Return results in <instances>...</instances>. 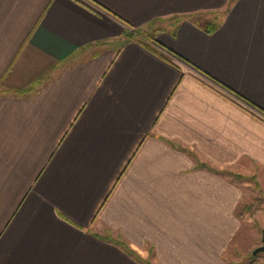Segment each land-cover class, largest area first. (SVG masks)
Returning <instances> with one entry per match:
<instances>
[{
    "label": "crops",
    "instance_id": "obj_1",
    "mask_svg": "<svg viewBox=\"0 0 264 264\" xmlns=\"http://www.w3.org/2000/svg\"><path fill=\"white\" fill-rule=\"evenodd\" d=\"M250 177L264 0H0V264L240 263Z\"/></svg>",
    "mask_w": 264,
    "mask_h": 264
},
{
    "label": "rangeland",
    "instance_id": "obj_2",
    "mask_svg": "<svg viewBox=\"0 0 264 264\" xmlns=\"http://www.w3.org/2000/svg\"><path fill=\"white\" fill-rule=\"evenodd\" d=\"M231 179L235 181L241 178L231 176ZM248 180L252 182L248 185V206L240 207L236 214L241 229L224 258L232 262L234 259L232 256L236 255L240 261L237 264H264V252L253 255V251L262 246L264 232V177L258 180L250 177Z\"/></svg>",
    "mask_w": 264,
    "mask_h": 264
},
{
    "label": "trees",
    "instance_id": "obj_3",
    "mask_svg": "<svg viewBox=\"0 0 264 264\" xmlns=\"http://www.w3.org/2000/svg\"><path fill=\"white\" fill-rule=\"evenodd\" d=\"M216 26L211 25L206 29V32H212L215 30ZM124 36L128 39H136L137 42H139L141 45H143L146 48H149V43L155 41V34L154 31L150 34L144 33L143 31H132V30H126L124 32ZM153 50V49H152Z\"/></svg>",
    "mask_w": 264,
    "mask_h": 264
},
{
    "label": "water",
    "instance_id": "obj_4",
    "mask_svg": "<svg viewBox=\"0 0 264 264\" xmlns=\"http://www.w3.org/2000/svg\"><path fill=\"white\" fill-rule=\"evenodd\" d=\"M264 252V232H262V246L257 247L254 251H253V255H257L258 253Z\"/></svg>",
    "mask_w": 264,
    "mask_h": 264
}]
</instances>
